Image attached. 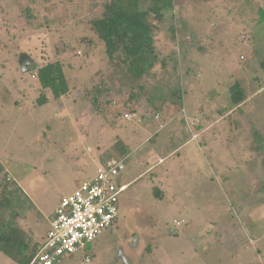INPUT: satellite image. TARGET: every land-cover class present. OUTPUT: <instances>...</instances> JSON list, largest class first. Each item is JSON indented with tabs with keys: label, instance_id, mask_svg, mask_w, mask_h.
Segmentation results:
<instances>
[{
	"label": "rangeland",
	"instance_id": "obj_1",
	"mask_svg": "<svg viewBox=\"0 0 264 264\" xmlns=\"http://www.w3.org/2000/svg\"><path fill=\"white\" fill-rule=\"evenodd\" d=\"M94 1L0 0V190L5 173L23 192L20 226L45 237L63 197L125 160L117 221L59 264H264V0H172L138 81L87 23ZM57 61L71 92L40 104L34 69ZM101 81L113 103L95 109ZM235 84L249 102L231 109Z\"/></svg>",
	"mask_w": 264,
	"mask_h": 264
},
{
	"label": "trees",
	"instance_id": "obj_2",
	"mask_svg": "<svg viewBox=\"0 0 264 264\" xmlns=\"http://www.w3.org/2000/svg\"><path fill=\"white\" fill-rule=\"evenodd\" d=\"M141 1L102 0L101 3L94 1L93 15L87 20L93 32L104 44L105 54L109 61L123 67L122 72L135 81L147 77L158 63L150 16L154 15L157 20H161L162 12L172 10L174 7L172 0H152L149 8L142 10ZM171 29L174 32L173 27ZM19 61L22 64L32 62L26 53L20 56ZM34 71H36L35 78L42 91L38 99L40 104H44L48 100L45 92L50 91L55 100L70 94L71 88L61 62L47 63L42 67H36ZM138 88L142 91L143 87ZM230 91L231 109L249 102L239 84L232 86ZM111 92V87L101 81L99 85L87 92V97L91 106L99 109L102 103H113L109 99ZM183 94L181 89H177L172 93L170 100L172 103H179L181 106ZM138 96H140V92L133 91L131 102L138 99ZM128 109L132 110L133 107L129 106ZM157 109L158 107H156ZM159 110L162 112L163 108L160 107ZM2 176L0 252L15 264H33L45 237L35 239L33 235H30L20 226L21 215L13 209V204L17 193L22 191L16 187L15 182L7 174L4 173Z\"/></svg>",
	"mask_w": 264,
	"mask_h": 264
},
{
	"label": "built area",
	"instance_id": "obj_3",
	"mask_svg": "<svg viewBox=\"0 0 264 264\" xmlns=\"http://www.w3.org/2000/svg\"><path fill=\"white\" fill-rule=\"evenodd\" d=\"M125 169V160L112 159L98 169L94 179L61 199L33 264H59L66 256L86 249L115 224L120 214L118 178ZM89 262L87 256L85 264Z\"/></svg>",
	"mask_w": 264,
	"mask_h": 264
},
{
	"label": "crops",
	"instance_id": "obj_4",
	"mask_svg": "<svg viewBox=\"0 0 264 264\" xmlns=\"http://www.w3.org/2000/svg\"><path fill=\"white\" fill-rule=\"evenodd\" d=\"M201 134H202V132L199 133V135H198V134L195 135V136H194V139H193L192 141H194V143H195V141L199 140V139H196V138H198ZM181 144L183 145V143H181ZM181 144H180V145H181ZM201 146H202V145H201ZM201 146H200V147H201ZM179 147H180V146H179ZM187 147H188V144H185L182 148L180 147V148H181V152H182L185 148H187ZM201 149H202V147H201ZM49 229H50V228H49ZM40 237H41V236H40ZM40 237H39V238H40ZM37 238H38V237H37Z\"/></svg>",
	"mask_w": 264,
	"mask_h": 264
}]
</instances>
